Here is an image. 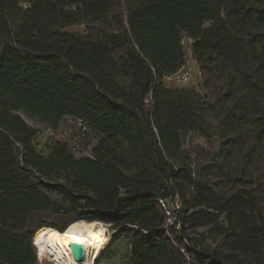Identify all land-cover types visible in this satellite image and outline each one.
<instances>
[{
  "label": "trees",
  "instance_id": "16d2710c",
  "mask_svg": "<svg viewBox=\"0 0 264 264\" xmlns=\"http://www.w3.org/2000/svg\"><path fill=\"white\" fill-rule=\"evenodd\" d=\"M188 56L196 87L171 78ZM207 115L222 147L194 171ZM256 154L264 0H0V264H37L35 233L80 220L125 237V264H264Z\"/></svg>",
  "mask_w": 264,
  "mask_h": 264
},
{
  "label": "rangeland",
  "instance_id": "374dc122",
  "mask_svg": "<svg viewBox=\"0 0 264 264\" xmlns=\"http://www.w3.org/2000/svg\"><path fill=\"white\" fill-rule=\"evenodd\" d=\"M123 8H120L118 10V13L122 12ZM65 31L75 32V33H83V27L82 26H73L65 29ZM186 39L183 40V44H185ZM187 64L190 65V68L192 67V62L187 57ZM194 65V64H193ZM193 72V71H192ZM198 76H193V73H191L190 78L188 79L187 83H185L183 86L187 87H196L198 83ZM171 79H165L164 85L168 86L171 84ZM68 119L65 123L68 124ZM71 125V124H69ZM216 125V122L212 119L210 115L206 116V120L203 124L205 133L204 136L199 135L198 133H191L187 134L184 139L183 147L185 150H188L190 152V164L192 168H194V171L198 170L200 171L203 166H206L207 164L211 163L212 160L215 159L213 156L214 147L216 145V140L213 135V129ZM71 129L67 126H64L62 130L59 132L65 133L66 135L70 134ZM52 135V132L49 130H45L42 128L41 134L39 135V144L42 146L43 144H46L49 140V137ZM70 136V135H69ZM222 147L221 140L219 139V145H218V153L220 151V148ZM226 147V146H225ZM226 150L220 153L218 157H216L217 160L221 159L223 155L225 154ZM254 159H256L255 165V171L254 173L262 174L264 172V166L262 163H260L259 159L261 158V154H256L253 156ZM245 159L243 157H236L234 159V164L237 165V169L243 168V165L245 163ZM107 228V242L105 246L100 251V254L102 253L101 259L98 261V263L95 264H125L126 263V257L128 254V244L127 240L123 236H117L116 238L112 239L115 231L111 230L108 225H106ZM49 229L42 228L39 229L33 238V244L36 252L39 254L40 262H38L37 257L36 261L37 264H52L51 262H54L53 255L51 254V251L47 248L44 242V235ZM202 230H199L201 232ZM192 238H196V235H190ZM112 239V240H111ZM219 242V239H208L205 243V246L209 247L210 249L213 248L215 245H217ZM98 257V256H97ZM51 262H50V261Z\"/></svg>",
  "mask_w": 264,
  "mask_h": 264
},
{
  "label": "bare ground",
  "instance_id": "6f19581e",
  "mask_svg": "<svg viewBox=\"0 0 264 264\" xmlns=\"http://www.w3.org/2000/svg\"><path fill=\"white\" fill-rule=\"evenodd\" d=\"M167 224L170 225V217ZM107 231L101 222L80 220L62 233L49 229L44 242L53 255V264H91L107 242Z\"/></svg>",
  "mask_w": 264,
  "mask_h": 264
},
{
  "label": "built area",
  "instance_id": "2783aa9c",
  "mask_svg": "<svg viewBox=\"0 0 264 264\" xmlns=\"http://www.w3.org/2000/svg\"><path fill=\"white\" fill-rule=\"evenodd\" d=\"M186 42H191V40L186 39ZM192 67H194V65L192 64ZM193 71V68H190V65L186 64L184 67H182L174 76H172L171 78L178 84L180 85H184L185 83H187L188 79L191 76V73ZM169 213L171 214L174 210L178 209V203L174 202L173 205H171L170 207L168 206ZM172 215V214H171ZM170 215V225L173 222V217H171ZM95 260L96 258L92 259V263L91 264H95ZM38 262H40V260H38ZM52 263V262H51ZM53 264V263H52Z\"/></svg>",
  "mask_w": 264,
  "mask_h": 264
},
{
  "label": "water",
  "instance_id": "95a60500",
  "mask_svg": "<svg viewBox=\"0 0 264 264\" xmlns=\"http://www.w3.org/2000/svg\"><path fill=\"white\" fill-rule=\"evenodd\" d=\"M193 76H199V68H198V65L197 64H194V67H193ZM216 145L214 147V151H218V145H219V137H216ZM75 222V221H74Z\"/></svg>",
  "mask_w": 264,
  "mask_h": 264
}]
</instances>
